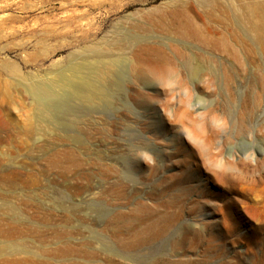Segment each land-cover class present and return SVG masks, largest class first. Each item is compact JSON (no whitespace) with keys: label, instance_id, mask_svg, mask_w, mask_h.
Segmentation results:
<instances>
[{"label":"rangeland","instance_id":"rangeland-1","mask_svg":"<svg viewBox=\"0 0 264 264\" xmlns=\"http://www.w3.org/2000/svg\"><path fill=\"white\" fill-rule=\"evenodd\" d=\"M263 31L264 0H0V218L12 208L32 212L20 240L41 248L43 237L28 228L44 235L63 212L55 198L100 162L117 169L109 181L130 197L117 203L104 192L102 219L88 193L64 199L77 209L64 222L70 239L88 243L90 263L264 264ZM154 46L172 59L171 74L149 73ZM244 164L247 178L229 179ZM138 203L181 214L156 241L161 252L130 261L92 242L87 227L106 234L115 213ZM12 222L0 219V242ZM185 225L197 243L172 247ZM79 255L65 257L84 262Z\"/></svg>","mask_w":264,"mask_h":264},{"label":"bare ground","instance_id":"bare-ground-1","mask_svg":"<svg viewBox=\"0 0 264 264\" xmlns=\"http://www.w3.org/2000/svg\"><path fill=\"white\" fill-rule=\"evenodd\" d=\"M192 34H199L195 27H193L192 29ZM256 39L258 41H264V31L257 33ZM148 51L155 53L157 56L154 62V66L150 68L149 73L160 76L161 74H163L164 76L172 73L173 61L164 53L165 51L163 49L158 46H154L148 48ZM186 70L194 72L196 68L190 61H187ZM144 73L145 72H139L137 77L138 79H141L143 83H148V80ZM95 90H98L96 86H94V90L92 92L93 95L97 94ZM203 138V141H205V145L208 146V144L213 139V131H211L210 134L205 135V137L203 136ZM140 149L141 148H139L133 154L136 156V161L138 163H143L140 160V155L142 154ZM119 154H121V152ZM123 158L125 159V165L127 166L129 162L128 160H126V158H128V156L125 155L123 156ZM58 161L53 159L50 167L55 168ZM95 165L96 171H81L77 176H74V180H72L67 189L63 192L64 199L75 194L79 195L88 193V195L90 196L89 200L92 201V203L87 204L91 206V210L98 215V219H102L107 211V207H98V199L104 192L109 191L115 194L116 199L114 198V196H112V199H115L114 201L117 203L121 200L128 201L130 196L125 195L124 183L116 180L114 182L109 181V177L112 174L118 173L117 169L106 167L100 162H96ZM157 166L154 162L152 168L156 169ZM59 175L62 178L67 177L66 172L63 169L59 170ZM247 176L248 167L246 164H244L243 166H239L237 169H235V171L229 173V179L234 181L243 180L244 178H247ZM95 178H99V181L106 182L107 185L102 187L101 184L98 185L96 183L98 185L97 186L95 184ZM252 183L255 184L254 182ZM64 199L55 198L56 204L63 209V212H59L62 213L60 215V220L58 219L59 215H57V212L48 209L45 211V218L47 217V220L49 221L55 219V223L52 227H47L46 230H44V235L41 232L36 231V229L32 227L28 228L30 231L35 232L40 237H43L41 241L44 242V244L41 245V248L33 249L29 245L25 244L22 240H20L22 234L26 232V227L25 229H23V225H21L20 222L22 220H32L34 218V214L32 212L30 213L29 211H27V213H25L17 208H12L6 213V215H3L0 218L7 219V221L8 219L9 221H13L12 224L5 223V228L2 226L4 230L1 232V234L2 237L6 240L0 242V253L2 255L0 264H95L90 263L91 261H93V257H95V254L87 250L88 243L73 242L70 239L75 234V231L73 229L68 230L64 222L73 220V213L76 212L77 209L74 208L75 206H64ZM88 205H85V207H89ZM55 214L57 216L53 219L52 216ZM180 217L181 214L178 210L169 211L168 208L165 214H159L158 212L151 213V210L148 209L144 203H138L137 207L135 206L128 211H118L117 213H115L111 217L112 219L109 221V223L113 224V226L110 228V225L108 224L107 229H105L104 231V233L106 234L99 233L90 227H87L86 231L89 234L93 235V243L99 244L100 247L110 250L111 252H116L118 256L120 255L119 257L130 261L133 260L138 262H145V256L148 255V253L161 252L165 248V243H162L159 246H155V243L160 238H163L173 227H175V222ZM62 218H64V221ZM16 220L18 223H16ZM120 220H124V222L120 223ZM184 230V234L186 237L184 236L183 240L174 241V243H172V247L181 248L183 241L186 240L191 247L197 243L199 235L194 233L193 230L187 226L184 228ZM112 243H114V246ZM51 244L52 247H50ZM80 251H84L83 256L79 255ZM7 252H9L10 254H18L19 257L11 258L5 256ZM66 254H77L80 257L86 258V260L84 262H80L77 258H66ZM152 264L158 263L155 260L154 262H152ZM164 264L184 263L181 260H174L166 261L164 262Z\"/></svg>","mask_w":264,"mask_h":264}]
</instances>
